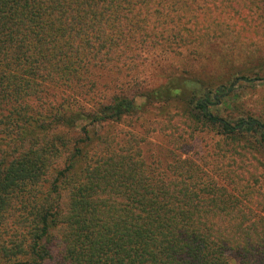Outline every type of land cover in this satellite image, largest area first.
Wrapping results in <instances>:
<instances>
[{
    "label": "trees",
    "instance_id": "trees-1",
    "mask_svg": "<svg viewBox=\"0 0 264 264\" xmlns=\"http://www.w3.org/2000/svg\"><path fill=\"white\" fill-rule=\"evenodd\" d=\"M152 2L0 0V264H264V215L242 199L264 201V193L236 172L247 155L264 162V121L211 110L236 82L252 79L186 107L193 123L217 132L225 150L214 167L232 166L227 176L206 178L200 162L179 157L171 166L178 173L151 179L127 150H109L107 129L140 107L134 97L94 90L105 69L84 59L91 42L80 48L71 37L126 16L131 38L145 41L153 17L187 6ZM163 17L161 24L182 23ZM93 51L96 60L101 48ZM174 84L143 96L157 106L174 102Z\"/></svg>",
    "mask_w": 264,
    "mask_h": 264
},
{
    "label": "rangeland",
    "instance_id": "rangeland-1",
    "mask_svg": "<svg viewBox=\"0 0 264 264\" xmlns=\"http://www.w3.org/2000/svg\"><path fill=\"white\" fill-rule=\"evenodd\" d=\"M180 1L187 6L177 10L165 9L157 22L155 17L150 20L147 28L151 32L145 41L131 38L126 16L117 27L103 24L102 31L89 32V37L86 32L75 34L71 40L80 48L91 42L92 47L86 56L87 48L82 50L84 59L100 63L105 69L102 81L94 90L134 97L140 107L133 116L115 123L109 128L111 130L107 129L112 142L109 146L111 152L127 150L129 155L144 163V172L151 179L168 180L172 174L178 173L171 166L179 157L200 162L206 178L227 176V169H233L232 166L224 170L214 167V156L225 150L224 145H217V132L207 130L204 124L193 123L187 116L186 107L193 108L195 104L190 102L205 93H215L220 86L248 78L253 81L236 82V90L231 96L211 110L233 121L248 117L264 121V0ZM158 2L168 0H154L151 4ZM164 15L163 20L177 16L182 23L177 26L161 24L159 20ZM166 29L177 31L167 32ZM137 34L142 37L141 32ZM96 48H101V52L93 60V49ZM137 77L145 83H135ZM168 80L175 83L173 88L179 98L161 106L147 102L143 94ZM90 154H93L89 155L92 158L94 151ZM256 159L247 155L244 159L247 162H242L239 158L240 169L236 172L256 186V192L263 194L264 162L259 157ZM254 173L259 175L258 181L253 178ZM242 199L254 211L259 209V214L264 215L261 211L264 201L260 196Z\"/></svg>",
    "mask_w": 264,
    "mask_h": 264
}]
</instances>
